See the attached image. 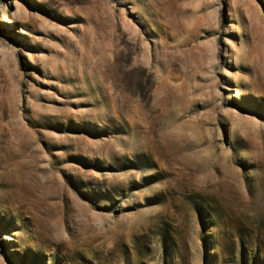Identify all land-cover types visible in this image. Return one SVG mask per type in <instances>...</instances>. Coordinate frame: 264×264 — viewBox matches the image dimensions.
Masks as SVG:
<instances>
[{
  "label": "rangeland",
  "instance_id": "374dc122",
  "mask_svg": "<svg viewBox=\"0 0 264 264\" xmlns=\"http://www.w3.org/2000/svg\"><path fill=\"white\" fill-rule=\"evenodd\" d=\"M262 221L264 0H0V264H254Z\"/></svg>",
  "mask_w": 264,
  "mask_h": 264
},
{
  "label": "trees",
  "instance_id": "16d2710c",
  "mask_svg": "<svg viewBox=\"0 0 264 264\" xmlns=\"http://www.w3.org/2000/svg\"><path fill=\"white\" fill-rule=\"evenodd\" d=\"M259 225V230H261L263 234L262 240L258 239L256 242H254L250 238L245 239L241 236L233 237V244L237 249H240L242 255L247 251L246 247L248 248V245H255L254 247L256 249V253H254V264L258 263L260 257L264 258V222L262 221Z\"/></svg>",
  "mask_w": 264,
  "mask_h": 264
}]
</instances>
